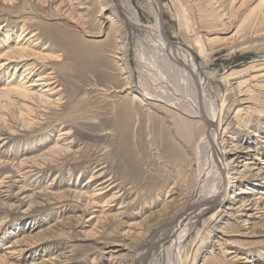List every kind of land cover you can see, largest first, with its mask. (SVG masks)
Here are the masks:
<instances>
[{
	"label": "rangeland",
	"instance_id": "obj_1",
	"mask_svg": "<svg viewBox=\"0 0 264 264\" xmlns=\"http://www.w3.org/2000/svg\"><path fill=\"white\" fill-rule=\"evenodd\" d=\"M242 1L161 0L169 37L216 73L220 132L239 146L236 168L252 166L233 189L257 204L205 214L173 253L183 264H264V0ZM101 3L115 0H0V61L24 54L0 70V264H134L196 197L204 122L167 104L185 88L140 60ZM11 74L12 84L42 79L32 90L48 89V102L1 95ZM107 178L115 187L92 198Z\"/></svg>",
	"mask_w": 264,
	"mask_h": 264
},
{
	"label": "bare ground",
	"instance_id": "obj_2",
	"mask_svg": "<svg viewBox=\"0 0 264 264\" xmlns=\"http://www.w3.org/2000/svg\"><path fill=\"white\" fill-rule=\"evenodd\" d=\"M178 1L184 6L182 0ZM245 1H242V5ZM80 3L82 4V2ZM107 6L106 3H101L100 5L99 16H101V19L115 21L120 31L123 30L127 35L129 34L133 48L140 60L143 57L150 56L162 66L159 67L161 71L165 69V71L171 74L170 82L168 81V88L173 87V85H180L181 88H185L184 94H181V98L179 96L177 101L169 99L167 104L181 110L190 117L199 118L204 122L205 129L203 135L195 145L197 150V166L199 169L198 179L194 185L196 197L178 214L175 220L165 223L159 231L148 237L149 239L142 245L133 261L134 264H183L181 258L173 257V253L175 250H179L182 246L183 238L192 228L197 226L199 220L205 214L211 213L216 208L219 210L223 204H227L225 208H231V205L238 202L237 210L239 211L243 212L256 209L257 204L254 203V200L250 196H240L233 189L235 180H240L241 177L247 176L252 166L248 167L247 165L246 170L248 169V172L245 171L244 173L236 168V161L240 156L238 153L239 146L235 143L227 145L223 134L220 132V114L217 107V103H219L218 95L211 88L212 82L215 81L216 73L206 74L205 68L198 62L193 51L185 44L174 40L173 46L168 44L164 38V33L169 37L165 25V17L164 26L162 27L160 22V6L157 0H115L112 10H109ZM141 11L148 14L152 18V21L144 22L141 17ZM23 34L24 32L20 36ZM123 34L121 33L120 35L124 36ZM30 35L31 37L35 36L39 38L41 33L33 31ZM201 38L196 33L193 39L200 43ZM169 39L171 38L169 37ZM128 44L127 46L125 45L126 47H120L118 50V58L125 69H128V48H130V43ZM21 51H16L17 56L13 53L6 54V60L0 61V70L4 69L3 67L9 64L14 58H22L24 54ZM208 72L210 73V71ZM127 77L131 79V74ZM14 79L13 74L8 76V80L6 81L7 85H4L5 88L2 90L1 95L9 100L15 97L23 100L36 99L40 103L48 102L47 93H44L48 89H45L40 94H35L33 92L34 90H32L35 86L41 85L37 84L36 81L42 79L39 78L27 84L22 79L18 83L12 84L11 81ZM126 88H130V85H127ZM145 96L146 99L163 100L165 95L155 97L149 92ZM137 97L140 96L135 93L134 98ZM65 134H70V131H65ZM58 148L61 151L60 153H62V151L69 150L70 147L66 146L64 148L61 145ZM249 163L253 162L251 161ZM103 175L104 172L98 173V175L91 177L88 182L93 183ZM111 180V178L103 179L98 184L99 187L95 189L92 198L111 191L115 187ZM81 196L83 197V195ZM213 215H215V212ZM247 216L250 215L247 214ZM180 250L178 251L179 255L181 253Z\"/></svg>",
	"mask_w": 264,
	"mask_h": 264
},
{
	"label": "water",
	"instance_id": "obj_3",
	"mask_svg": "<svg viewBox=\"0 0 264 264\" xmlns=\"http://www.w3.org/2000/svg\"><path fill=\"white\" fill-rule=\"evenodd\" d=\"M157 2L159 3V6H160V22L162 24V27L164 26V15H163V11H162V7H161V0H157ZM164 38L167 40L168 44L170 45H174L173 43V40L172 39H169V37L166 35V33H164Z\"/></svg>",
	"mask_w": 264,
	"mask_h": 264
}]
</instances>
